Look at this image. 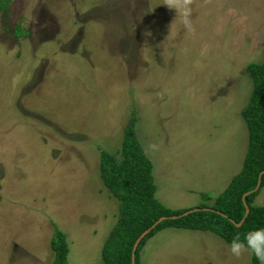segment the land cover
<instances>
[{
  "label": "rangeland",
  "instance_id": "1",
  "mask_svg": "<svg viewBox=\"0 0 264 264\" xmlns=\"http://www.w3.org/2000/svg\"><path fill=\"white\" fill-rule=\"evenodd\" d=\"M108 4L124 6L112 22L96 16ZM263 46L264 0H0V264H50L55 229L67 264H100L118 202L99 152L118 156L130 117L156 200L210 203L242 167L245 66ZM140 264H250V253L167 227Z\"/></svg>",
  "mask_w": 264,
  "mask_h": 264
},
{
  "label": "trees",
  "instance_id": "2",
  "mask_svg": "<svg viewBox=\"0 0 264 264\" xmlns=\"http://www.w3.org/2000/svg\"><path fill=\"white\" fill-rule=\"evenodd\" d=\"M245 70L253 82L249 99L241 109L248 135L241 169L210 203L202 202L196 206L209 209L166 218L150 229L135 248L134 264H140V250L145 241L160 229L173 227L209 231L229 244L236 234L243 239L248 229L264 226V205L253 204V198L264 185V172L259 175L264 170V46L262 60L248 62ZM134 123L135 118L130 117L123 129L117 157L105 150L99 152V177L108 193L118 202L116 222L100 248V264H130L132 245L143 230L161 216L178 215L191 208H168L156 200L152 163L134 134ZM258 178L259 186L252 191ZM248 191L251 192L244 195ZM200 196L204 200L210 199L208 193L202 192ZM244 203L248 213L243 218ZM239 221L240 225H236ZM50 248L53 250L50 264H67L65 236L58 229L50 239ZM250 264H260V261L250 254Z\"/></svg>",
  "mask_w": 264,
  "mask_h": 264
},
{
  "label": "clouds",
  "instance_id": "3",
  "mask_svg": "<svg viewBox=\"0 0 264 264\" xmlns=\"http://www.w3.org/2000/svg\"><path fill=\"white\" fill-rule=\"evenodd\" d=\"M228 251L235 257L247 251L264 264V226L248 229L243 239L236 234L228 244Z\"/></svg>",
  "mask_w": 264,
  "mask_h": 264
},
{
  "label": "water",
  "instance_id": "4",
  "mask_svg": "<svg viewBox=\"0 0 264 264\" xmlns=\"http://www.w3.org/2000/svg\"><path fill=\"white\" fill-rule=\"evenodd\" d=\"M264 172V170L263 171H261L260 173H259V175L261 174V173H263ZM259 183H260V180H259V178H258V180H257V183H256V185H255V187L252 189V191H254V190H256L257 188H258V186H259ZM249 192H251V191H248V192H246V193H244V195H246L247 193H249ZM244 195L242 196V199L244 198ZM244 207H245V212H244V215H243V218L246 216V214L248 213V207H247V205L244 203ZM198 209H209L208 207H203V208H197V207H195V208H190V209H187L186 211H184V212H182L181 214H178V215H172V216H161V217H159L158 219H156L148 228H146L145 230H143L138 236H137V238L135 239V241H134V243H133V245H132V248H131V254H130V264H134V251H135V248H136V246H137V244H138V242H139V240L147 233V232H149V230L150 229H152L158 222H160L161 220H164V219H166V218H176V217H179V216H183V215H186L187 213H189V212H192V211H196V210H198ZM242 218V219H243ZM242 219H241V221H242ZM241 221H239L238 223H235L236 225H240V223H241Z\"/></svg>",
  "mask_w": 264,
  "mask_h": 264
},
{
  "label": "flooded vegetation",
  "instance_id": "5",
  "mask_svg": "<svg viewBox=\"0 0 264 264\" xmlns=\"http://www.w3.org/2000/svg\"><path fill=\"white\" fill-rule=\"evenodd\" d=\"M41 7V9L43 8L42 6H40ZM108 8H122V6H115L114 4L113 5H111V4H108V6H107ZM107 8V10H106V8L104 9V10H99V12L101 11V13H99V12H97V17H100L101 16V19H104V20H107L108 22H112V21H115V19H118L119 18V13L120 12H123L124 11V6H123V8L121 9V10H119V11H117V10H112V11H110L109 9ZM96 9V8H95ZM43 11L44 12H42V14H43V16L45 15V14H47L48 13V11H47V9L46 8H44L43 9ZM116 12H118V13H116ZM104 15V16H103ZM47 17H49V16H44L43 17V21H44V19H46ZM44 28L46 29L47 28V26H45V27H39V28H37L39 31H43L44 30ZM20 29V28H19Z\"/></svg>",
  "mask_w": 264,
  "mask_h": 264
}]
</instances>
